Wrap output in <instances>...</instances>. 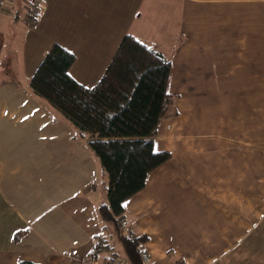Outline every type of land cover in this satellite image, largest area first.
I'll list each match as a JSON object with an SVG mask.
<instances>
[{
	"label": "crops",
	"instance_id": "crops-1",
	"mask_svg": "<svg viewBox=\"0 0 264 264\" xmlns=\"http://www.w3.org/2000/svg\"><path fill=\"white\" fill-rule=\"evenodd\" d=\"M35 15L0 9V264H86L106 176L28 82L58 43L90 88L125 34L170 58L176 96L154 141L171 157L125 201L147 264H264V0H43Z\"/></svg>",
	"mask_w": 264,
	"mask_h": 264
},
{
	"label": "trees",
	"instance_id": "trees-1",
	"mask_svg": "<svg viewBox=\"0 0 264 264\" xmlns=\"http://www.w3.org/2000/svg\"><path fill=\"white\" fill-rule=\"evenodd\" d=\"M35 16L26 12L29 20ZM74 61L71 51L52 44L28 86L75 129L106 176L105 201L97 208L100 232L87 260L114 264L112 258L120 254L126 264H147L149 237L127 227L125 201L171 157L168 151L154 149L159 125L177 114L176 96L167 90L171 60L155 46L125 34L105 72L90 88L70 75ZM105 251L108 258L100 257Z\"/></svg>",
	"mask_w": 264,
	"mask_h": 264
},
{
	"label": "built area",
	"instance_id": "built-area-1",
	"mask_svg": "<svg viewBox=\"0 0 264 264\" xmlns=\"http://www.w3.org/2000/svg\"><path fill=\"white\" fill-rule=\"evenodd\" d=\"M6 0H0V9L3 3H5ZM43 0H25V10L30 15L37 14L40 11V8L42 7ZM86 264H107V263H100L98 260L88 262L84 260Z\"/></svg>",
	"mask_w": 264,
	"mask_h": 264
},
{
	"label": "rangeland",
	"instance_id": "rangeland-1",
	"mask_svg": "<svg viewBox=\"0 0 264 264\" xmlns=\"http://www.w3.org/2000/svg\"><path fill=\"white\" fill-rule=\"evenodd\" d=\"M23 2L25 3V0H23ZM174 104H175V102H174ZM174 116H176V115H172V116H169V117H174ZM168 118V117H167ZM117 246V245H116ZM86 261H88L87 260V258L85 259Z\"/></svg>",
	"mask_w": 264,
	"mask_h": 264
}]
</instances>
